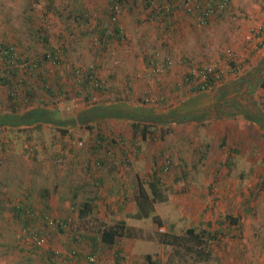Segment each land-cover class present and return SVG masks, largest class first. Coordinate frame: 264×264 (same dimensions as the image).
<instances>
[{"label": "rangeland", "instance_id": "1", "mask_svg": "<svg viewBox=\"0 0 264 264\" xmlns=\"http://www.w3.org/2000/svg\"><path fill=\"white\" fill-rule=\"evenodd\" d=\"M85 1L88 2L92 8L96 7V4L99 7L105 6L107 0ZM228 7V11H226L222 17H216L203 27L199 26L195 19L191 20L189 15L178 12L176 19L179 20L175 24V27L177 26L180 32L177 30V33L174 31L175 34L168 33L163 36H160V34L156 35L154 31L155 27H150L152 26L151 20L143 22L142 19H140V16L142 17L143 14H128L129 17H122L120 14L125 22L124 32L128 37L127 40L125 39L126 41L118 44L119 50L124 49L122 57H125L126 62V66L121 62V67L126 71L122 72L121 75H126L128 73L125 69L128 66L132 72L136 69L140 76L132 79V91L127 93L125 89L119 88L118 91L113 90V94H109V96H106L104 93L101 95L95 94L92 96L91 100L83 101V97L75 95L72 90L69 92V95H64L61 100L57 102L60 111L56 117L60 119H56L55 116L50 117L49 121H47L46 117L44 119L45 121L39 119L41 126L38 128H0V142H3V140L12 141L10 148H8L6 152L4 151L3 154L0 152V160L2 161V164H0V190L3 189V186L7 187L5 184L8 183L7 180L12 176V174H10L12 173V168L16 174H20L25 178V183H23L24 181L22 180L20 181L21 187L25 186L28 183V174L25 167L30 160H38L40 157L48 154L52 158L53 163L58 165L60 169L68 168L70 164L67 160L73 157L76 151L80 150L84 152V155H88V153H85L89 147L88 145L91 141H96L95 137L98 132L107 135V133H111V130H115L113 138H115L117 143L116 147L112 148L115 156L121 155L120 148L126 151L128 149L132 160L139 162L136 164L139 169L137 166L136 167L143 184L147 185L148 181H150V177H158L161 183V190L167 196L165 202L155 203L154 205V213L162 219V225L155 224L151 217L143 219L133 217L132 214L136 210L134 201L135 194L137 193L136 181L134 185H131V190L133 192L134 189L135 193L128 196L129 201L124 209L120 211L108 210L105 216H102L99 210L96 211L97 216L107 223L124 219L129 225L139 230L141 236L120 242L123 249L122 253L129 258L127 264H147L144 257L146 254L152 255L153 258H159L161 264H178L180 262L182 264H190V261H195L193 260V255H188L183 249H176L171 246L163 245L160 238L163 232L171 231L181 234L192 226L205 228L210 234L216 235L214 240H210L208 246L210 252L209 257L204 260H197L193 264H264V185L262 183L264 181V128L260 130L261 132H258L249 127L251 136L249 142L246 141L247 139L242 141L239 136L237 142L240 146L238 149L232 150L233 152H231L228 148H225L226 146H219L216 148L209 145L208 149H204L203 145L200 144H205L201 138L205 137V125L210 124L209 122H212L211 120L205 121V119L200 120L196 117L192 119V121L204 125L198 132L200 135L197 138L198 141L191 139L189 132L191 129L188 130L186 125L178 124V122L180 123L182 121L180 120L181 115L191 113L198 110L202 104L205 105V103H207L209 105L210 101H214L212 98H214L218 86H220L221 94L226 92L229 93L227 89L224 88V84L226 85L228 80H236V78L244 76H246V78H251L252 73L262 67V65L260 66L259 64L262 63L261 60L264 58V46L257 49L255 48V42H247L245 37L254 26L264 23V0H230ZM100 9L101 8L96 7L97 12H100ZM94 10L95 8L91 9V11ZM136 23L138 26H142L139 30L143 31L144 28L146 29L147 33L142 35V41L141 43L139 42V45L142 44L143 46H147V48H145L147 50L146 53L152 51L155 47L163 48L165 44L170 45L173 49L174 57L171 52L173 57L171 60L172 64L166 72L164 70L160 72V74L151 76L145 74L146 67L144 66V56L146 53L144 54V51H139V49H137V36L140 35L136 33ZM60 25L61 23L59 24L58 22H56L54 26L51 24V31H57ZM148 27L150 28L147 29ZM89 44L87 39L80 41L82 47L79 51H81L82 55L79 56L77 52H74L75 55L78 56V60L82 58L83 61V56H87V46ZM225 49L234 50L237 54L236 56L239 57L237 61L244 64L238 72L230 70L231 65L220 58V53ZM135 52L137 53L135 54ZM164 53V55H168L166 52ZM110 54L114 55L115 50L113 52L109 50V55ZM181 55L193 56V62L191 63L193 67L191 66L189 70L191 72L194 70V73L192 72L194 78L191 79V81H185L184 79L188 68L185 71V65L179 61ZM78 60L76 61L75 59L73 62L78 64ZM115 63L117 65L119 64L117 61ZM113 66L114 61L109 66L102 67V74L107 75L108 72L111 71L110 69H113ZM203 68H207L211 73L217 74V72H222L224 75L222 82H220V80L216 82L215 87L208 88L204 96L200 97L195 96L200 94V92L194 91L193 89L198 87V84L202 82V73L199 69ZM196 75H199V77ZM176 80H179L180 84H178V86L175 84ZM248 86L254 96H257L258 93H264V88L252 81L249 82ZM249 87L246 90H249ZM173 89L178 92L177 95H175L177 92H173ZM208 91H211V93ZM116 93H120L122 98H125V95L129 96L130 101L126 103H116L113 101L104 102L105 98H114ZM191 93H195V95L184 96ZM160 96L162 99L159 98ZM216 96H218V94H216ZM199 97L201 101H199ZM224 97L225 95L221 98ZM143 99L146 100L145 104L143 103ZM94 102H97V104H93ZM257 104H259V102H257ZM109 105H111V108L107 111ZM82 109L85 110L82 111ZM161 110H164L163 112L171 111L167 113V116L179 120L176 122L177 125L171 127L174 130L171 132L164 131L168 130L171 124H175L173 122L168 124L167 122V126L165 127L160 126L161 128L156 127L155 129L151 127L153 133L145 139L140 137L139 132L135 134V130L132 127L133 124H131L132 122L135 120L145 122L162 121L164 119H161V117L163 118L165 115H155L156 112H162ZM105 112H109L111 115L117 113L119 118H115L114 116L108 118ZM7 118L9 119L8 121H12L10 116H7ZM190 118L191 117H188V120H191ZM23 119L24 118L19 117L17 120L13 121L21 122ZM3 122L4 120L1 118L0 124ZM54 122L57 123L58 127L66 128L68 130L67 134H62L60 130L57 131L54 129L52 127ZM202 122H205V124ZM88 126H92L93 128ZM161 130L163 131L161 132ZM160 133L165 136L160 138ZM170 133L173 141L170 142V139H168L166 142H163ZM187 134L188 139L180 140V137L185 139L184 135ZM120 137L125 138V141L120 140ZM63 138L64 141L62 140ZM73 140H81L83 142L82 147L79 149L75 146ZM131 140H133L137 146L131 143ZM72 145L77 148H71ZM106 145L105 143L102 150L106 151ZM172 145L175 146L176 149L178 145H180L182 153L178 154V152L170 151ZM30 147H32L33 150L28 152V148ZM53 153L56 155H53ZM12 155H17L20 158L13 160V158H10ZM180 157L182 159L187 158L192 162H198V160L204 159L202 165H196V167L200 168L199 174H195L193 178H191L190 172L189 176L187 175V179L184 178L181 171V169L184 168V162H179L181 160ZM166 159H169L170 165L168 168L162 169L161 164L166 161ZM215 160H218V163H216ZM12 162L14 163L12 164ZM166 162L168 163V161ZM214 167L216 168L218 176L213 175L214 172L212 171ZM102 171L105 172V174L102 175L105 181L101 189L103 190V188H105L108 190L110 188L111 191H118L114 195L113 193L112 195H103L104 199L106 200L110 197L122 198L119 196L122 188L112 187L113 181L110 178V172L112 170L109 165L107 164L104 166ZM75 173L76 172L71 173L67 184L62 183L60 185L63 188L62 192L66 195L64 208L62 207L61 210L55 209L53 210L54 212L52 211L50 213L54 218L59 219L65 216L66 218L69 217L72 221L71 234L65 232L69 235V237L65 238L64 243L67 245L66 247L68 248L71 244V236L79 238V236L82 235V238H80L82 239L80 242L81 250L88 251L90 250L89 241H84V235L86 233H93L94 231L92 229L94 225L90 221H85V223L83 221L80 222L78 220L77 209L71 208L68 201L73 192L72 184L76 180V177H74ZM98 175L100 177V174ZM201 178L204 179L199 183ZM132 181L133 180L130 178L128 179L129 184H131ZM92 185L96 186L97 183L93 180ZM92 185H88L87 188L81 192L77 191V197L84 200L86 196L90 195L89 192L91 193L92 190L94 192L93 188L95 187L93 186L92 188ZM200 186L204 189L209 188V193H216L220 190L227 191L229 188L233 187L234 190L236 189V192H239L240 202L238 207H245L249 203L248 197L249 194L250 197H252V192L249 193L247 190H253L254 194L256 192L255 198H257V203L247 212V214H250L252 217L250 216L249 219L245 220L247 229H244L243 226L232 225L226 217L223 220L215 218V220L212 221L206 220L205 218L202 219L198 216L200 210H202V204H199L201 200L197 198L199 201L196 202V204H194L192 200L196 197L194 196L195 189ZM21 189L24 188L22 187ZM58 191L60 192V189H58ZM98 200L100 201L99 198ZM98 200H95L96 203ZM226 214H230V212H226ZM8 219L7 214L3 212L2 216H0V231L3 230L2 232H4L5 237L0 236V264H12L14 261L19 260L24 256V251L28 253V247L30 245L28 244L30 241L26 239H24L25 242L22 244L18 243L17 238L26 233L25 229L22 230V228L17 227L16 224H14V227L10 230L6 229L5 225ZM224 222L228 223V225H225ZM29 228L33 232L36 231L35 229L42 232L45 242L41 245L45 244L43 247L46 249L52 248V245L57 242L55 240L57 235L55 234L59 231L55 227L45 228L40 222H37L32 223ZM20 247L23 251L19 250ZM114 250L115 248L113 247L103 248L101 255L104 264H109L110 262L108 259L112 260L114 258ZM29 264L41 263L33 261Z\"/></svg>", "mask_w": 264, "mask_h": 264}, {"label": "trees", "instance_id": "2", "mask_svg": "<svg viewBox=\"0 0 264 264\" xmlns=\"http://www.w3.org/2000/svg\"><path fill=\"white\" fill-rule=\"evenodd\" d=\"M77 1L78 2L72 4L65 3L60 10H55L57 11L55 15L60 13L59 15L61 16V25L57 31L52 32L50 29V25L53 24L54 26L57 21L51 20L48 22L46 19V13L51 11L53 1L44 0L41 7L43 11H41L39 15V21H44V23L34 26L31 24L30 27L27 28V31L18 37L16 43H14L15 41L4 38L0 40V119L2 118L4 120V122L0 124V128H38L41 126L39 121L41 119L44 120L45 117L47 121H49V118L52 116H55L56 119H60L56 117L60 111L57 102H59L64 95H69V92L72 90L75 95L82 96L83 101L91 100L92 96L95 94L101 95L104 93L106 96H109V94H113V90L118 91L119 88L125 89L127 93L131 92L133 89L132 79L140 76L136 69L132 72L128 66L125 68L128 73H125L126 75H121L122 72H126L123 70V67H121V62L124 66H126V62L125 57H122L124 49H121L122 51L119 50L118 44L128 39L124 32L125 22L121 16L129 17V15L135 13L143 14L142 17L140 16V19H142L143 22L151 20L152 26L150 27H155L154 31L156 35L160 34V36H163L168 33H174V31L175 33L179 31L177 26L175 27V24L179 20L176 19L178 12L189 15L191 20L195 19L196 23L203 27L216 17H222L223 14L228 11V5L230 4V0H195L194 2L199 7L195 8L196 13H194L193 10L179 9L182 0H107L106 5L103 7H99L96 4L97 8H101V11L97 12L96 7H92L95 8V10L91 11V5L85 4L82 0ZM220 3H224L225 5L221 9L218 5ZM35 4L36 3L32 2V6L26 7V9L37 10L38 7H35ZM115 10L118 15H116V18H113L112 16L116 14ZM31 19L32 16L29 20ZM31 21H33V19ZM140 27L142 26H138L136 23V33H139ZM144 30L141 34L139 33L140 36H137V49H139V51H144L145 54L147 52L145 49L147 46H143L142 44L139 45V42L141 43L142 41L141 38H143L142 35L147 33L145 28ZM83 39H87L90 44L87 46V56H83L82 61V58L78 60V56L75 55L74 52H77L79 56L82 55L79 50L82 47L80 41ZM19 42L26 43V46H21L23 44L18 45ZM263 43L264 41L258 45L257 49L263 47ZM109 50L112 52L115 50V54L109 55ZM164 52L168 55H164ZM171 52L174 57L171 46L165 44L163 48L155 47L152 51L146 53L144 56V66L146 67L145 74L151 76L160 74V72L164 70L166 72L172 64L171 60L173 57ZM136 53L137 52H135V54ZM192 57L193 56L190 55H181L179 57V61L186 67L185 71L188 68L186 71L187 74L184 77L185 81H191V79L194 78V70L192 71L193 73L189 71L191 66L193 67L191 64L193 62ZM84 58H87V60ZM220 58L231 65L230 70L233 72H238L244 65L242 62L237 61L239 59L238 56H228L225 50L220 53ZM73 59H76V61L78 60V64H75L76 62H73ZM112 60L114 61L113 69H110L111 71L108 72L107 75L102 74V67L109 66L113 62ZM116 61L119 63L118 65L115 63ZM159 65L162 66L160 70H158V67H160ZM259 65H262V70L257 72L252 82L264 88V59ZM199 71H201V73L202 71H208L206 74L207 77L202 79V82L198 84L199 86L197 85L198 87L192 86L195 87L193 89L194 91L200 92V94H197L199 96H204L208 88L215 87L216 82L219 80L222 82L223 80L224 74L222 72H217V74L211 73L207 68L199 69ZM196 76L199 77V75ZM238 80L235 81V85L232 88L244 94V99L232 96L224 100V104L221 102V106L218 104L214 106L216 103H210L209 105L211 106H209L205 103V105L202 104L198 110L181 115L180 120L190 121L188 117H196L200 120L206 119L207 113L209 112L213 115L223 116L225 114V116H228L227 114L232 107H236L237 110L239 109L242 113L246 114V118L263 128V114L258 113L259 115L256 116L254 113L252 116L248 111L245 112V110L249 109L251 106L256 107L257 105L254 99L255 96L248 86L251 78H244L243 81ZM175 84L178 86V84H180L179 80H176ZM248 87L249 90H246ZM224 88L228 89V85H225ZM218 91H220V86L216 88V92ZM208 92L210 93L211 91ZM227 95L230 97V94ZM112 98L113 97L105 98L104 102L113 101L116 103H126L130 101L129 96L125 95V98H122L120 93H116L113 100ZM199 101H201L200 97ZM145 102L146 100L143 99L144 104ZM93 104H97V102ZM110 108L111 105L108 106L107 111H109ZM84 110L85 109H82V111ZM105 115L108 118H111V116L119 118L117 113L111 115L109 112H105ZM7 116H10L12 121H8L9 119ZM19 117L24 119L21 120V122L13 121L17 120ZM209 117L211 116L209 115ZM171 119L172 118H169V120ZM56 122L53 123L52 127L57 131L60 130L62 134H67L68 130L58 127ZM162 122L167 123L166 120H162L161 124ZM202 123L205 124V122ZM131 124H133L132 127L135 130V134L137 132H139V134L141 133L144 139L149 135L151 136L153 133L151 129L152 125H150L151 123L143 124L141 121L135 120ZM95 139L96 141H91V143H89V147L86 150L89 157L93 159H88L86 162L88 167L98 169L110 163L109 160L115 155L112 148L116 147L117 142L113 138L104 135L102 132H98ZM62 140L64 141V138ZM105 143L107 144L106 151L102 150ZM11 144V140L1 141L0 152L2 154L4 151L6 152ZM73 147L77 148L78 146L75 147L72 145L71 148ZM81 147L82 146H79L78 148L80 149ZM32 150V147L28 148V152ZM166 161H168V163ZM166 161L161 164L162 169L168 168L170 165L169 159H166ZM184 168L186 170V163ZM184 168H182L181 171L183 177L187 179L188 174ZM92 180L97 184L101 181L94 176ZM262 183L264 185V181ZM138 184V192L134 197L136 210L132 214L133 217L137 219L151 217L155 224L162 225V219L154 213L155 203L165 202L167 200V196L161 190L160 179L155 177L148 181L147 185L142 184L140 181ZM5 185L7 187L3 186V189L0 190V216L5 212L9 218L8 221H6V229L10 230L14 227V224H16L17 227L26 230V233L19 237L17 236L18 243L22 244L25 242L24 239L30 241V243H28L30 244L28 253L24 251V256L14 261L12 264H29L33 261H38L41 264H104L101 255L104 247L115 248L113 259L115 263L113 264L128 263L126 261V255L122 253L123 249L120 242L126 239L136 238L141 236V234L138 229L129 225L124 219L112 223H107L100 219L94 207L96 198L94 195L86 196V198L81 201L77 197V191L73 190L69 197L71 208L77 209L78 220L84 223L85 221H90L94 225L92 229L94 232L84 235V241H89L90 250L82 251L80 247V242L82 240L80 238H82V235H80L79 238L71 236V244L68 248L66 247L67 245L64 242L65 238L69 237V235L65 232L71 234L72 221L69 217L66 218L64 216L58 219L51 215L50 212L55 210V208L50 206L49 201L52 199L50 193L46 192L48 195L41 193L37 195L36 199L34 198L35 195L29 193L26 196L24 195V199H21L24 194L23 190L27 189V187H23L24 189L19 190L21 195L15 197V203L13 198L10 197L8 183ZM55 197L56 193L53 195V198ZM226 219L229 220L231 224L235 225L238 221V218L231 216V214H227ZM50 220L52 224L49 223ZM37 222H40L45 228L55 227L58 229L59 232L55 234L57 235L55 238L57 242L52 245V248L46 249L43 247L45 244L39 245L36 243L34 235L40 233V237L42 236V232L37 229H35L37 232H33L29 226ZM2 231H0V236L5 237ZM215 237V234H210L205 228L192 226L181 234L171 231L163 232L160 240L163 245L171 246L176 249H183L188 255H193V260L197 261L209 257L210 252L208 246L210 240H214ZM33 239L35 241H33ZM43 241L45 242V239ZM19 250L23 251L21 247ZM89 254L96 255L98 262H88L87 256ZM144 257L147 264H161L159 258H153L150 254H146ZM195 261H190V264H193ZM178 264L182 263L180 262Z\"/></svg>", "mask_w": 264, "mask_h": 264}, {"label": "crops", "instance_id": "3", "mask_svg": "<svg viewBox=\"0 0 264 264\" xmlns=\"http://www.w3.org/2000/svg\"><path fill=\"white\" fill-rule=\"evenodd\" d=\"M31 1L33 3H36L35 7H38L37 10H27L26 9V7L32 6ZM43 1L44 0H0V40L2 38H4V39H9V40L15 41L14 43H16V41L18 40V37L23 35V33L27 31V28H29L31 24L34 26V25H40L41 23H44V21H39V18H40L39 15L41 14V11H43V9H41ZM52 1H53L52 7H51L52 9H51V11L46 13V19L48 22L51 20L52 21L56 20L59 24L61 23V21H60L61 16L59 15L60 13L58 15H55V14H57V11H55V10H58V9L60 10L65 5V3L66 4H72L74 2H78L77 0H52ZM82 1L85 4H88V2H86L85 0H82ZM30 2H31V4H30ZM31 16H32L33 21H31L32 19L29 20V18ZM47 21H45V22H47ZM139 33L141 34L142 30H139ZM19 44H23L21 46H26V43H23V42H19L18 45ZM21 46H19V47H21ZM85 59L87 60V58H85ZM263 59L264 58H262L261 62L263 61ZM259 70H262V67L258 68L256 72L252 73L251 81L253 80V77H255L257 75V72H259ZM244 78H246V77L244 76L241 78H236V80L239 79L238 81H243ZM236 80H228V82L226 83V85H228L227 91L229 93L226 92V93L221 94L220 91L216 92V94H218V96H216V94H215L214 98H212L214 101H210L209 103H216L215 105L218 104L221 106V104H220L221 102H222V104H224V100L231 98L232 96L238 97L239 99H244V94H242L240 92L237 93L235 90L234 91L232 90L233 89L232 87L235 85ZM175 91L176 90L173 89V92H175ZM177 94H178V92L175 95H177ZM227 94H230V97ZM189 95H195V93L187 94L184 96H189ZM224 95H225V97L221 98ZM195 96H199V95H195ZM200 97H202V96H200ZM159 98L162 99L161 96ZM254 99L256 102H259V104H257L256 107L251 106L249 109L245 110V112L248 111L252 116L254 115V113L256 116L259 115L258 113H261L264 115V93H258V95L255 96ZM206 105H208V104L206 103ZM161 111L162 112H160V113L156 112L155 115H160V114L165 115V117H163V118L161 117V119L166 120V122H168V124L171 122L175 123V124H171L169 126L168 130H164L165 132L166 131L171 132L172 130H174L171 127L177 125L176 122H178V120L175 119L174 117L167 116L168 115L167 113H170L171 111H168V112H163L164 110H161ZM209 115L211 117H209ZM227 115L228 116H225V114H224L223 116H220V115H213L210 112L207 113L205 121L211 120L212 122H209L210 124L205 125L206 126L205 127L206 128V130H205L206 134H205L204 138L203 137L201 138V140L203 142H205V144L200 143L201 145H203L204 149H208L209 145L212 147H216V148H218L219 146H222V147L226 146L225 148H228L229 151L233 152L232 150H236L240 146V145H238V142H237V139L239 136L242 139V141L247 139L246 141L249 142V140L251 138L250 132H249V127L251 129H253L254 131H258V132H261L260 130H263V128H264V127L263 128L260 127L257 123L246 118V116H245L246 114L242 113L239 109L237 110L236 107H232V109L230 110V112ZM169 118H172V119L169 120ZM190 119H191L190 121H181L180 123L178 122V124L179 125H186L188 127V130L191 129V131H189L190 135H191V139L198 141L197 138H198V136H200L198 132L201 130V128L204 125H200L201 123L199 124V122L192 121L193 118H190ZM141 122L143 124L151 123L150 125H152V127L154 129L156 127L161 128L160 126H162V127L167 126L166 125L167 123L162 122V124H161V121H157V122L141 121ZM190 122H192V123H190ZM210 127H211V129H210ZM162 131L163 130H161V132ZM110 132H111L110 133L111 136L108 133H107V136H109L110 138H113V135H115V130H111ZM164 136L165 135H163L162 133L159 134L160 138H163ZM184 136H185V139H183V137H180V140L188 139L187 138L188 134L184 135ZM140 137L142 139H144L142 137L141 133H140ZM113 139L115 140V138H113ZM168 139H170V142L173 141L171 133L169 136H166V138L163 142H166ZM120 140L125 141V138L121 137ZM131 143H134V141L131 140ZM139 143H140V141H139ZM180 147L181 146L178 145V147L176 149V147L172 145V148L170 149V151L178 152V154H181L182 150ZM192 149H193V147H192ZM120 150H121V155H117V156L114 155L113 158L109 160L110 163L108 165L112 170L110 172V174H111L110 178L113 181L112 187H119V188L121 187L122 188L121 192L119 193V196H121L122 198L110 197L109 199H111V200H109V199L105 200L104 199L103 195H105V194L112 195V193L114 195L118 192L115 190L111 191L110 188L108 190L105 188H103V190L101 189L102 184H104V181H105L104 176L102 178V175L105 174V172L102 171V168L106 165H104L98 169L88 167L86 161L88 159H93V158L89 157V155H86V154L84 155V152L79 150L78 153L76 151L75 154L73 155V157H70L67 160V161H69L70 165H68V168H64V169H60L58 165L54 164L52 158L48 154L44 155L43 157H40L38 160H30L29 163L27 164V166L25 167L27 174H28V179H27L28 183L25 186H22V187H27V189L23 190L24 194L21 197V199H24V195L26 196L29 193L32 195H35L34 196L35 199L37 198V195H40L41 193H44L45 195H48L47 193H50V197L52 198L49 201L50 206L52 208L61 210V208L62 207L64 208V206H65L66 195H65V193L62 192L63 188L60 185L62 183L67 184V181L69 180V176H71V173L76 172L74 175V177H76V180L72 184V189L74 191H80L81 192L82 190L86 189L88 185H92L93 176L96 179L101 180L97 184V186H95V188H93V185L91 186L94 189V192H93V190L91 193L89 192L90 196L94 195L96 197L95 200H98V198L100 199V201L98 200L97 203L95 201L94 207H95L96 211L99 210L100 213H102L101 214L102 216H105L107 214L108 210L120 211L126 207V204L129 201L128 196L131 195L132 193L133 194L135 193L134 189L132 192L131 185H134V183L136 181L137 192H138V187H139L138 182L139 181L142 182L140 180V176L138 174V170H137L138 166L136 165L139 162L132 160V157L130 156L128 149L126 151L123 148H120ZM85 153H87V152H85ZM53 155H56V154L53 153ZM10 158L11 159L13 158V160H15L16 158L19 159L20 157H18L17 155H15V156L12 155V157H10ZM203 160L204 159L198 160V162H199L198 163V162H194V161L192 162L191 160H189L187 158H185V159L181 158V160L179 162H184L183 166H185V163H186L187 174L189 176V174L191 172V178H193V176L195 174H199V170H200V168L196 167V165H198V164L202 165L204 163ZM215 162L218 163V160L217 161L215 160ZM13 163L14 162H12V164ZM0 164H2L1 160H0ZM218 166H219V164H218ZM14 169L16 170L15 167H14ZM138 169H139V167H138ZM11 172L12 173H10V174H12V176L9 177L7 182L10 186L9 187L10 197L13 198L14 202L16 203L15 197H19L21 195V192L19 191L22 188L20 185V183H21L20 181L21 180L24 181L25 178H23V176L20 174H16V172L13 171V168H12ZM193 172H195V173H193ZM212 172H214V174H213L214 176H218L215 167L213 168ZM98 174H100V177ZM129 178L131 180H133L131 184H129V182H128ZM152 178L153 177H150V180H152ZM203 179L204 178H201L199 180L200 181L199 183H201L203 181ZM25 182L26 181H24L23 183H25ZM142 184H143V182H142ZM58 189H60V192L58 191ZM247 191L249 193L252 192V195H251L252 197H250V194H249V197H248L249 203L245 207H238V204L240 202V196H239V192H236V189L234 190L233 187L229 188L227 191L226 190H224V191L220 190L216 193L215 192L209 193V188L204 189V188H201V186H200V187L195 189V191H194L195 195L194 196H196V197L192 201L194 202V204H196V202L199 201L197 198H200L201 201L199 204H202L201 205L202 210H200L198 216H200L202 219L205 218L206 220L214 221L215 218H220L223 220L227 215L226 212H230L231 216L238 218L237 224L236 225L232 224V225L243 226L244 229H247V227L245 225V220L249 219L251 216L250 214H247V212L250 208L254 207V205L257 203V198H255L256 192L254 194L253 190H250V189ZM55 193H56V197L53 198V195ZM80 200H81V198H80ZM102 202H103V205H102ZM110 203L112 204V206ZM224 224L228 225V223H226V222H224ZM128 259L129 258L126 257V261ZM112 260L108 259V261L110 262L109 264L115 263V262H112Z\"/></svg>", "mask_w": 264, "mask_h": 264}, {"label": "built area", "instance_id": "4", "mask_svg": "<svg viewBox=\"0 0 264 264\" xmlns=\"http://www.w3.org/2000/svg\"><path fill=\"white\" fill-rule=\"evenodd\" d=\"M195 0H182V3L180 4V8L179 9H182V10H190V11H192L193 10V12L194 13H196V10H195V8L196 7H199L198 5H196V3L194 2ZM219 5V8L221 9V8H223L225 5H224V3H220V4H218ZM115 13L116 14H114L112 17L113 18H116V15H118V13L116 12V10H115ZM250 32H249V34L245 37V39H246V41L247 42H249V41H252V42H255V44H256V47L255 48H257L258 47V45L260 44V43H262V41H264V24L263 23H261V24H258V25H256V26H254L251 30H249ZM251 43V42H250ZM264 44V43H263ZM225 52L228 54V56H231V55H233V56H236V53L234 52V50H229V49H225ZM160 66V65H159ZM160 69H162V66H160V67H158V70H160ZM207 72H204V71H202V79H205L206 77H207ZM73 144L75 145V146H82L83 145V142L80 140V141H78V140H73ZM50 224H52V221L50 220V222H49ZM34 239L36 240V243L37 244H39V245H41L44 241V238L42 237V236H40L39 237V234H35L34 235ZM33 239V240H34ZM34 240V241H35ZM87 261L88 262H98V258H97V256L96 255H91V254H89L88 256H87Z\"/></svg>", "mask_w": 264, "mask_h": 264}]
</instances>
